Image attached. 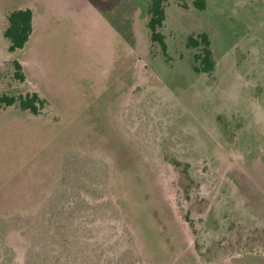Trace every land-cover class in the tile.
<instances>
[{"label":"rangeland","instance_id":"374dc122","mask_svg":"<svg viewBox=\"0 0 264 264\" xmlns=\"http://www.w3.org/2000/svg\"><path fill=\"white\" fill-rule=\"evenodd\" d=\"M194 1L0 0V264H264V0Z\"/></svg>","mask_w":264,"mask_h":264},{"label":"trees","instance_id":"16d2710c","mask_svg":"<svg viewBox=\"0 0 264 264\" xmlns=\"http://www.w3.org/2000/svg\"><path fill=\"white\" fill-rule=\"evenodd\" d=\"M166 0H151L148 6L150 19L148 26L151 31V38L154 42L159 43L164 53H167L168 44L165 35L160 31L166 19L165 3ZM194 5L204 10L207 7L206 0H195ZM34 12L31 8L15 9L7 16V27L5 28L4 35L9 39V51L15 52L21 50L30 42L31 34L33 31ZM189 47L198 48L202 46L201 53L195 56L199 66L196 68L199 71L211 72L215 69L216 59L212 49V42L210 36L206 32L198 35H190L187 40ZM16 67V76L23 81L25 79L24 73L21 71V64L17 60L14 61ZM0 102L7 105L19 103L23 110L37 114L39 112V103L43 100L37 93L8 96L2 95Z\"/></svg>","mask_w":264,"mask_h":264},{"label":"crops","instance_id":"0c3cea01","mask_svg":"<svg viewBox=\"0 0 264 264\" xmlns=\"http://www.w3.org/2000/svg\"><path fill=\"white\" fill-rule=\"evenodd\" d=\"M32 33H33V31H32ZM31 37H32V34H31Z\"/></svg>","mask_w":264,"mask_h":264}]
</instances>
